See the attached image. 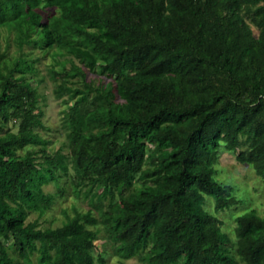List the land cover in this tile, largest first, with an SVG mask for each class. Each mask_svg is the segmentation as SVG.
<instances>
[{"label": "trees", "instance_id": "trees-1", "mask_svg": "<svg viewBox=\"0 0 264 264\" xmlns=\"http://www.w3.org/2000/svg\"><path fill=\"white\" fill-rule=\"evenodd\" d=\"M0 27L20 50L35 45L71 58L55 78L85 80L75 59L115 76V85L76 88L66 120L77 184L102 188L98 203L92 198V209L73 217L65 210L61 227L43 230L26 223L29 211L52 207L47 183L65 192L59 180L68 166L62 154L37 163L26 151L45 144L35 131L44 127L39 94L0 73V119L21 121L18 133L0 135V264H34L31 244L36 264H105L94 255L97 234L88 227L96 225L121 260L264 264V213L236 218V257L219 214L240 201L212 169L223 146L238 152L247 144L237 161L264 180V0H0ZM18 61L10 74L33 69ZM94 93V109L81 114ZM136 179L141 187L128 193Z\"/></svg>", "mask_w": 264, "mask_h": 264}, {"label": "rangeland", "instance_id": "rangeland-1", "mask_svg": "<svg viewBox=\"0 0 264 264\" xmlns=\"http://www.w3.org/2000/svg\"><path fill=\"white\" fill-rule=\"evenodd\" d=\"M248 17L246 18L247 22L251 26L253 33L258 36L259 29L251 23L250 17ZM53 51L54 49H42L35 45L20 50L14 42V33L0 27V53L3 55L0 60V73L4 76L10 75L16 82L32 85L39 94L35 115L41 118L44 127H37L35 131L41 135L45 144L27 147L26 151H35L37 163H44L48 156L52 157L57 153L62 154L65 156V163L68 166V172L61 174L59 180V184L65 192L60 195L54 182L47 183L44 186L45 192L55 195L52 207L44 214H40L34 210L29 211L26 223L37 222L38 228L43 230L61 227L66 221L65 210L69 216L73 217L78 212L87 213L90 211L92 209V205L90 204L92 198L95 199V203H98L95 195L101 194L102 188L98 185L91 187L89 180H86L84 184H77L81 174L75 169V157L71 154L69 148L68 135L70 134V130L67 128L66 120L73 113V107L78 99L75 89L84 88L85 81L92 83L95 87L106 86L110 83L115 85V76L110 71L104 72L100 67H85L76 59L74 60L75 63L84 67L85 80L81 78L67 80L55 78L54 71H63V66L65 65L68 69L71 67V58L63 56L54 57ZM20 56H23L26 64L32 65L33 69L26 73L13 72L10 74V71L17 67ZM3 81V79H0V83ZM97 102V95L94 93L82 103L81 114L94 109ZM20 123L21 121L15 118H10L9 120L0 119V135H5L8 132L18 133ZM245 141L246 138L240 140L241 144ZM247 146V144L245 146L240 145L238 152ZM149 148L148 153L153 150V146H149ZM238 152L227 151L225 146H223L219 152L218 161L212 168L214 176L219 182L234 187V196L240 201L238 205L219 214V218L223 221V231L232 240L230 249L235 256L236 238L234 228L236 226V218L251 210H255L261 216L264 213V180L255 173L251 164H243L237 161ZM19 154H24V151H19ZM149 160H147L146 166L151 165ZM44 172L48 174L47 171ZM75 183L78 186V191L81 192L79 196H76L73 192ZM140 183L141 181L136 179L133 186L128 189V193H131L134 189H139L141 187ZM109 203L108 200L105 201L107 209ZM114 203H117L120 208L122 207L119 196L114 200ZM212 206V201L209 199L206 208L212 210ZM94 214L97 216L96 212ZM88 228L97 234L94 242V255L96 258L102 256L105 264H141L137 257L131 260H121L116 256L101 225L89 226ZM8 245L11 255L17 256L13 250V240L9 241ZM36 249L37 245L31 244L30 251L34 264H36L37 257L35 253ZM58 253L56 251L55 256Z\"/></svg>", "mask_w": 264, "mask_h": 264}]
</instances>
